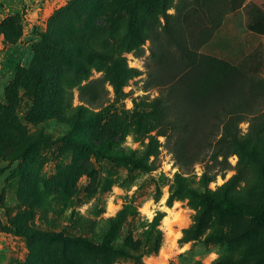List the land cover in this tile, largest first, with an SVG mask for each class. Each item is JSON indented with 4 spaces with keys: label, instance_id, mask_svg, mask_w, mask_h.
I'll use <instances>...</instances> for the list:
<instances>
[{
    "label": "trees",
    "instance_id": "16d2710c",
    "mask_svg": "<svg viewBox=\"0 0 264 264\" xmlns=\"http://www.w3.org/2000/svg\"><path fill=\"white\" fill-rule=\"evenodd\" d=\"M210 5L208 0H69L55 9L31 44L28 66L17 67L2 88L0 162L26 160L38 141L51 142L42 128L28 129L47 121L66 127L55 141L82 158L85 174L91 168L88 157L121 165L127 175L150 172L163 146L177 168L167 204L185 199L194 211L179 241L224 246L210 264H264V79L260 71L198 51L214 33L212 27L194 33L198 19L206 15L216 25L224 15L221 0ZM17 26L20 31L18 20ZM247 29L264 34V3ZM3 32L8 38V29ZM146 41L144 91L157 94L133 97L130 110L108 103L106 84L120 98L127 82L142 74L128 66L124 54L141 57ZM93 72L99 75L92 77ZM22 100L28 101L25 124L16 114ZM240 123L247 124L244 131ZM127 135L148 140L135 150L122 146ZM195 164L201 165L199 175ZM233 168L236 173L209 188ZM49 181L52 190L57 182ZM110 185L105 178L104 188ZM41 186H29V205L47 201L48 187ZM101 212L91 208L93 215ZM164 215L156 210L151 219H140L137 207L125 203L98 220L71 211L67 219L78 225L76 231L5 226L25 238L28 254L20 264H115L118 259L143 264V257L161 246Z\"/></svg>",
    "mask_w": 264,
    "mask_h": 264
},
{
    "label": "rangeland",
    "instance_id": "374dc122",
    "mask_svg": "<svg viewBox=\"0 0 264 264\" xmlns=\"http://www.w3.org/2000/svg\"><path fill=\"white\" fill-rule=\"evenodd\" d=\"M68 1L0 0V95L4 84L14 75L15 69L28 66L32 56L31 44L46 29L52 12ZM212 3H217V0H208L210 9ZM263 3L264 0H221L224 15L216 25L206 15H201L194 33L211 27L214 30L213 36L200 44L202 52L211 51L250 71H260L264 79V34L247 29L249 21L260 11ZM7 29L10 32L8 38L3 32ZM17 32L18 37L14 38ZM143 47L144 54L141 57H135L132 53L124 54L128 66L140 69L142 74L127 82L123 87L125 96L120 98H116L112 88L106 84L108 103L130 110L133 97L146 94L153 97L157 94L156 89L144 91L149 42L146 41ZM98 75L99 73L93 72L92 77ZM27 105L28 101H19L16 111L17 117L24 124L23 116ZM246 125L240 123L242 131ZM38 128L48 134L51 142L38 141L33 155L26 160L0 162V264H20L28 254L25 238L7 229L5 225L8 223L40 230L76 231L78 225L67 219L71 211L98 220L115 215L125 203H132L137 207L140 219H151L156 210L165 213L159 224L163 233L161 246L156 254L144 256L143 264H210L223 251L224 246L205 244L200 240L186 243L179 241L182 230L192 223L194 211L187 206L185 199H173L167 204L169 186L177 168L171 154L163 146L159 148L157 167L150 172L134 171L127 175L126 169L121 165L88 157L91 168L85 174L86 167L82 158L76 159L71 147L55 141V138L66 132L64 125L53 121L28 125L29 132L32 133H37ZM147 140L127 135L122 146L141 150ZM157 140L161 144L164 141L160 136ZM83 157L86 158L85 155ZM236 161L235 155L229 157L233 167ZM200 171L201 165L195 164L193 172L199 175ZM234 173L236 170L233 168L226 172L224 178L217 176L209 184V188L215 189ZM107 177L111 179L109 189L103 186ZM51 179L56 180L57 184L49 190ZM190 184L199 187L195 180ZM30 185H46L50 192H47V201L41 205H29L31 200L26 199L25 195L31 193ZM85 187L87 193L84 192ZM60 191H64V195ZM92 207L103 212L93 215ZM115 264L133 263L118 259Z\"/></svg>",
    "mask_w": 264,
    "mask_h": 264
},
{
    "label": "crops",
    "instance_id": "0c3cea01",
    "mask_svg": "<svg viewBox=\"0 0 264 264\" xmlns=\"http://www.w3.org/2000/svg\"><path fill=\"white\" fill-rule=\"evenodd\" d=\"M200 49H201V50H200ZM202 50H203L202 48H199V49H198V51H201V52H202ZM204 52L209 53V54H212V55H216V56H218V57H222V58H225V59H226V57L221 56V55H217V54H215V53H213V52H211V51H210V52H208V51H204Z\"/></svg>",
    "mask_w": 264,
    "mask_h": 264
},
{
    "label": "bare ground",
    "instance_id": "6f19581e",
    "mask_svg": "<svg viewBox=\"0 0 264 264\" xmlns=\"http://www.w3.org/2000/svg\"><path fill=\"white\" fill-rule=\"evenodd\" d=\"M167 221V220H166Z\"/></svg>",
    "mask_w": 264,
    "mask_h": 264
}]
</instances>
